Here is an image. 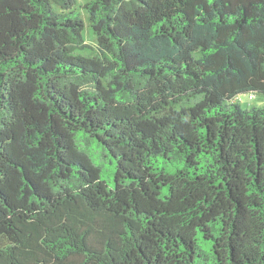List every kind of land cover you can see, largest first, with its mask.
<instances>
[{
	"label": "trees",
	"instance_id": "trees-1",
	"mask_svg": "<svg viewBox=\"0 0 264 264\" xmlns=\"http://www.w3.org/2000/svg\"><path fill=\"white\" fill-rule=\"evenodd\" d=\"M245 93L264 0H0V264H264Z\"/></svg>",
	"mask_w": 264,
	"mask_h": 264
},
{
	"label": "rangeland",
	"instance_id": "rangeland-1",
	"mask_svg": "<svg viewBox=\"0 0 264 264\" xmlns=\"http://www.w3.org/2000/svg\"><path fill=\"white\" fill-rule=\"evenodd\" d=\"M252 97V98H251ZM237 101L241 104L244 109L252 107H262L264 106V94L254 93L250 96V93L241 94Z\"/></svg>",
	"mask_w": 264,
	"mask_h": 264
}]
</instances>
